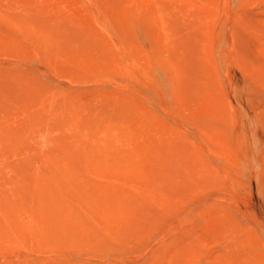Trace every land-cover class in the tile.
<instances>
[{"label": "rangeland", "instance_id": "obj_1", "mask_svg": "<svg viewBox=\"0 0 264 264\" xmlns=\"http://www.w3.org/2000/svg\"><path fill=\"white\" fill-rule=\"evenodd\" d=\"M0 138V264H264V0H0Z\"/></svg>", "mask_w": 264, "mask_h": 264}, {"label": "bare ground", "instance_id": "obj_2", "mask_svg": "<svg viewBox=\"0 0 264 264\" xmlns=\"http://www.w3.org/2000/svg\"><path fill=\"white\" fill-rule=\"evenodd\" d=\"M126 31H127V30H126ZM26 78H27V77H26ZM11 119H12V118H11ZM5 129H6V128H5ZM6 133H7V132H6ZM5 137H6V136H5ZM0 139H1V138H0ZM1 141H2V140H1ZM29 250H30V249H29ZM6 253H8V252H5L4 254H6ZM13 254H14V253H13ZM31 254H33V253H31ZM9 255H10V254H9ZM29 255H30V254H29ZM15 256H17V255H15ZM5 257H7V255L4 256V257L1 256L2 259L5 258ZM17 257H18V256H17ZM1 258H0V259H1ZM7 258H8V257H7ZM9 258H10V257H9ZM13 258H14V257H13ZM11 259H12V256H11ZM1 261H2V260H1ZM1 261H0V262H1ZM5 261H6V259H5ZM7 261H8V260H7ZM10 261H11V260H10ZM10 261H9V262H10ZM2 262H3V261H2ZM3 263H5V262H3ZM10 263H11V262H10ZM10 263H9V264H10ZM12 264H15V263L12 261Z\"/></svg>", "mask_w": 264, "mask_h": 264}]
</instances>
